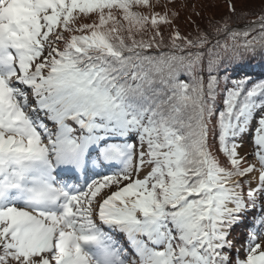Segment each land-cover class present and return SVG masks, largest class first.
I'll list each match as a JSON object with an SVG mask.
<instances>
[{
    "label": "snow or ice",
    "instance_id": "1",
    "mask_svg": "<svg viewBox=\"0 0 264 264\" xmlns=\"http://www.w3.org/2000/svg\"><path fill=\"white\" fill-rule=\"evenodd\" d=\"M144 7L0 0V264H264V80L214 74L264 50V0L188 36ZM93 156L118 170L68 183Z\"/></svg>",
    "mask_w": 264,
    "mask_h": 264
},
{
    "label": "trees",
    "instance_id": "2",
    "mask_svg": "<svg viewBox=\"0 0 264 264\" xmlns=\"http://www.w3.org/2000/svg\"><path fill=\"white\" fill-rule=\"evenodd\" d=\"M245 2H248V0H238V6L240 3ZM230 3L231 0H149V4L153 5V7H144L137 10L149 17L154 12L161 15L165 12L178 13L173 28L178 29L181 35L188 36L195 35L198 31V26L200 28L207 27L208 16L210 14L213 20L229 19L231 17L229 11ZM261 3L262 0H251L253 7L251 15L247 14L246 10L243 13L245 19L237 20L233 26V30L243 31L245 28L253 27L249 22L258 19ZM223 5H225V8L219 10ZM79 16H75L74 27L78 28L83 24L98 22V17L92 14H79ZM125 26L127 27L126 24ZM149 35L151 34L149 33ZM164 35L167 37V31L164 32ZM139 38L137 36V39ZM144 38L147 39L148 37L145 36ZM241 43H243L242 40ZM214 74L219 80L221 89L231 87L233 81L247 80L255 82L264 80V50L257 49L242 53L236 58L225 57L214 69ZM221 95H223L222 92Z\"/></svg>",
    "mask_w": 264,
    "mask_h": 264
},
{
    "label": "rangeland",
    "instance_id": "3",
    "mask_svg": "<svg viewBox=\"0 0 264 264\" xmlns=\"http://www.w3.org/2000/svg\"><path fill=\"white\" fill-rule=\"evenodd\" d=\"M223 8H225V5L221 6V8L219 10H222ZM77 15L79 16V14H77ZM209 20H213V17L211 16V14H210V16H208L207 24L209 23ZM236 80H238V78H236ZM242 139L244 142L242 144L240 154L245 155L246 153H250L254 148V145H251V141H250V129H249V132H247L243 136ZM249 158L251 159V155L249 156ZM89 160H90V162L86 165V167H84L85 168V173H84L85 176L83 175L84 176L83 178H79V176H77V179H79V180L76 179L73 181H68V183L73 184V185H83L89 180V178H95L97 175L110 174V173L118 170V168H119L118 164L111 165V166H108L102 172V171H100V168L102 166L104 167L103 163L98 164L97 162H95V160H96L95 156H93ZM93 162L95 164L96 169H94V167L92 166ZM57 179L62 180V177H57ZM255 214H256L255 210H250V214L247 215L245 220L241 221L240 224L233 226L234 230L232 231L229 239L234 238L235 246L237 249L240 248L241 243L244 240H246L248 233L251 231H255L256 228L258 227V226L252 225ZM233 250H235V249H233Z\"/></svg>",
    "mask_w": 264,
    "mask_h": 264
},
{
    "label": "bare ground",
    "instance_id": "4",
    "mask_svg": "<svg viewBox=\"0 0 264 264\" xmlns=\"http://www.w3.org/2000/svg\"><path fill=\"white\" fill-rule=\"evenodd\" d=\"M90 162V160L88 159V160H86L85 161V165H84V167H86V165L88 164ZM110 165H116V163H109ZM92 166L94 167V169H96L95 168V164H94V162H93V164H92ZM83 174H84V170H83ZM79 176V178H83V175H78ZM85 176V175H84Z\"/></svg>",
    "mask_w": 264,
    "mask_h": 264
}]
</instances>
